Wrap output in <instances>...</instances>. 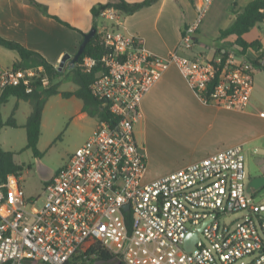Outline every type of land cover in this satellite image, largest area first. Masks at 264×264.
<instances>
[{"label":"built area","instance_id":"1","mask_svg":"<svg viewBox=\"0 0 264 264\" xmlns=\"http://www.w3.org/2000/svg\"><path fill=\"white\" fill-rule=\"evenodd\" d=\"M214 1H195L196 17L168 57L125 34L119 11L101 13L112 25L99 31L106 53L92 94L110 120L97 119L92 136L46 183L41 204L27 196L22 175H0V264H101L85 254L94 243L116 264H264V203L249 197L242 145L148 180L136 137L145 96L173 65L203 103L249 107L259 69L254 61L264 66V54L239 63L234 52L214 59L196 53ZM96 64L88 57L83 67L90 72ZM49 83L42 66L0 67V98L10 88L31 93ZM259 115L264 119V108ZM230 215L240 217L226 222ZM192 233L198 241L186 251Z\"/></svg>","mask_w":264,"mask_h":264},{"label":"crops","instance_id":"2","mask_svg":"<svg viewBox=\"0 0 264 264\" xmlns=\"http://www.w3.org/2000/svg\"><path fill=\"white\" fill-rule=\"evenodd\" d=\"M33 1L45 6L50 16L45 15L29 0H0V34L41 54L55 68H59L64 56L70 55L73 58L76 55L84 35L95 28V25L98 31L103 25H112L110 22L100 23L104 18L101 16L95 18L93 9L117 2V0ZM125 1L129 4H141L150 0ZM195 1L154 0L133 13H120L119 28L127 35L141 37L146 49L153 54L168 57L178 47L186 26L196 17ZM252 1L254 0H215L198 32L196 53L214 59L220 55L218 50L222 49L223 52H234L239 63L245 60L254 61L264 54V24L257 25L245 35L248 42L259 41L261 46L259 50L249 49L245 55L239 54L240 47L235 43V36L219 40L221 31L230 28ZM253 31L257 33L250 38ZM19 60L16 51L0 46L1 68H11ZM71 65L67 62L64 68L71 69ZM256 89L257 87L248 107L253 110L252 112H247L248 108L231 110L207 105L190 87L181 70L176 65L171 66L145 96L142 102L143 117L136 124L137 141L147 155V179H159L226 149L243 146L247 142L263 137L264 119L259 114L264 104L255 96ZM75 91L76 89L71 92ZM5 104L1 106V113ZM83 106L84 104L79 107V115L91 119L84 112ZM165 114L174 118L173 121H169L176 127L174 144L167 141V130L162 128L161 116ZM184 121H189L186 123L188 128L186 134L181 130L185 126ZM248 121L255 125L256 130L250 134L246 132L242 136L243 123ZM195 134L199 136L196 137ZM187 137L189 142L180 146L178 144L180 138ZM169 151L173 152V156H168ZM15 159L19 163L16 157ZM260 176L264 174L250 178Z\"/></svg>","mask_w":264,"mask_h":264},{"label":"rangeland","instance_id":"3","mask_svg":"<svg viewBox=\"0 0 264 264\" xmlns=\"http://www.w3.org/2000/svg\"><path fill=\"white\" fill-rule=\"evenodd\" d=\"M100 21V23H108L105 19ZM256 33L257 31H253L250 38H253ZM69 71L70 69L66 68L60 80H63ZM256 87L255 96L264 104V71L262 70L256 72ZM75 89L77 90V86L73 83L64 82L60 87V92H71ZM82 104V101L76 97L64 98L60 94L49 99L43 113L42 134L38 144L41 158H35L33 151L27 149L28 140L25 125L32 112L31 105L26 101L11 97L2 107L4 122L14 117L16 127L6 126L2 129L0 144L6 151L16 153L17 161L24 167L22 173L24 189L29 196L32 195V197L40 199V204L45 198L46 182L69 163L72 155L89 139L93 129L97 127L98 121L95 118H83L79 115V107ZM248 111L252 112L253 110L248 108ZM161 118L162 128L167 130V141L174 144L176 127L169 122L174 118L167 114L162 115ZM187 122L189 121H184L185 126L181 128L184 134L188 131ZM242 130V136H244L246 132L254 133L256 128L251 121H248L243 123ZM195 136L198 137L199 134H195ZM187 139L188 137L180 138L178 144L186 145L189 142ZM243 148L246 157L247 182H249L250 176L264 174V136L256 141L245 143ZM172 154L173 152L169 151L168 156H173ZM249 197L255 203H264V189L252 193ZM239 217L240 215H230L225 220L231 222ZM108 264L116 263L110 261Z\"/></svg>","mask_w":264,"mask_h":264},{"label":"trees","instance_id":"4","mask_svg":"<svg viewBox=\"0 0 264 264\" xmlns=\"http://www.w3.org/2000/svg\"><path fill=\"white\" fill-rule=\"evenodd\" d=\"M31 3L39 7L45 15H49L47 8L42 6L33 0H29ZM154 0L146 1L141 4H129L125 0H117L115 3L102 5L99 8L93 9V15L95 18H99L101 13L107 9H115L120 13H133L140 8L151 4ZM259 24H264V0L252 1L241 13L235 23L228 29L221 31L220 41L225 40L231 36L236 37V45L240 47V53L245 55L249 49L259 50L261 48L260 42H248L245 39V35L251 32ZM96 35L91 38L87 44L83 54L80 56L77 62H73L70 71L64 76L63 80H60L64 75L65 68L59 71V68H55L50 64L41 54L31 51L23 46L21 43L9 40L0 34V46L11 51H16L20 57V60L15 63L16 68H37L44 67L49 78L50 83L46 87L35 86L31 93H26L23 88H10L4 92L0 98V134L4 127L12 126L16 127V120L14 117L4 122L1 106L9 101L11 97H16L18 100L28 102L32 107V112L27 119L25 129L27 132V149H31L35 158H41L42 155L38 149V144L42 134V121L45 106L49 99L55 95L61 94L64 98L77 97L83 101V110L91 118L102 119L109 121L110 116L107 108H103L99 101L94 98L92 94V85L97 80L99 74L103 70L101 59L106 53V49L100 43V35L97 28ZM218 53L226 58L229 52H223L222 49L218 50ZM93 58L97 64L92 68L90 72L83 67V62L86 58ZM259 69L264 71V66H261L258 62L254 61ZM64 82H71L75 84L78 89L75 92H60V87ZM16 153L12 151H6L0 144V175L6 179L9 175H22L24 167L16 162ZM86 255L97 256L98 261L102 263L115 262V257L108 250L103 248L100 244L94 243L90 249L85 253ZM94 260V261H96ZM79 262V260H76ZM93 261V262H94ZM92 262V263H93ZM120 264H125L121 262Z\"/></svg>","mask_w":264,"mask_h":264},{"label":"water","instance_id":"5","mask_svg":"<svg viewBox=\"0 0 264 264\" xmlns=\"http://www.w3.org/2000/svg\"><path fill=\"white\" fill-rule=\"evenodd\" d=\"M96 33H97V29L93 28L90 32H88L87 34L84 35V39H83L76 55L73 58H71L70 55L64 56L60 65H59V71L63 70V68L65 67L67 62H70V64H72L73 62H77L79 60V58L83 54L87 44L90 42L91 38H93L96 35ZM261 189H264V176L254 177V178L249 179L248 187H247V191L249 193L252 194V193H255ZM128 208L129 207L126 206V209H128ZM197 241H198V233L190 234L186 240V243H185V250L191 251L195 247Z\"/></svg>","mask_w":264,"mask_h":264}]
</instances>
